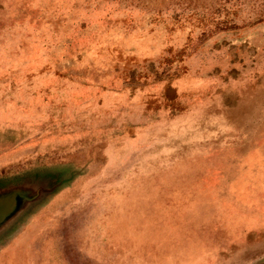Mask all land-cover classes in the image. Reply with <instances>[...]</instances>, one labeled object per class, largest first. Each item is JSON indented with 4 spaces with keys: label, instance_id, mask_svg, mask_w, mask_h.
Here are the masks:
<instances>
[{
    "label": "rangeland",
    "instance_id": "obj_1",
    "mask_svg": "<svg viewBox=\"0 0 264 264\" xmlns=\"http://www.w3.org/2000/svg\"><path fill=\"white\" fill-rule=\"evenodd\" d=\"M14 189L68 264H264V0H0Z\"/></svg>",
    "mask_w": 264,
    "mask_h": 264
},
{
    "label": "crops",
    "instance_id": "obj_2",
    "mask_svg": "<svg viewBox=\"0 0 264 264\" xmlns=\"http://www.w3.org/2000/svg\"><path fill=\"white\" fill-rule=\"evenodd\" d=\"M32 227L24 225L9 237L0 236V264H68L60 238L32 234Z\"/></svg>",
    "mask_w": 264,
    "mask_h": 264
},
{
    "label": "water",
    "instance_id": "obj_3",
    "mask_svg": "<svg viewBox=\"0 0 264 264\" xmlns=\"http://www.w3.org/2000/svg\"><path fill=\"white\" fill-rule=\"evenodd\" d=\"M28 196L27 191L18 189L0 196V226L18 212L24 201H29Z\"/></svg>",
    "mask_w": 264,
    "mask_h": 264
}]
</instances>
